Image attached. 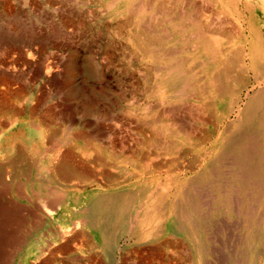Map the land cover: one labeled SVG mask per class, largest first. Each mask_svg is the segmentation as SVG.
<instances>
[{"label": "rangeland", "instance_id": "obj_1", "mask_svg": "<svg viewBox=\"0 0 264 264\" xmlns=\"http://www.w3.org/2000/svg\"><path fill=\"white\" fill-rule=\"evenodd\" d=\"M221 1L209 0V7L229 22V28L235 31L237 24L249 20L264 37V0ZM174 2L0 0V39L7 50L0 56V139L8 132H24L30 138L24 159L6 166L2 177L9 190L2 201L22 211L21 215L25 211L22 223L8 226V232L23 239V244L17 250L10 248L6 264H264V165L259 160L264 151L263 130L238 124L237 111L220 125L219 106L201 112L198 70L189 75L194 79L190 87L195 86L188 90L189 98L176 101L179 105L175 101L165 105L168 98L161 93L160 76L154 67L169 61L136 49L134 36L139 26L149 30L157 20L166 21L159 27L172 43L177 42L167 50H177L189 40L191 33L186 29L174 33L178 31L170 11ZM139 6H144V11L137 13ZM148 35L149 40L154 36ZM183 57L185 53L178 58ZM46 65L54 69L49 76L44 74ZM71 66L74 72L70 75ZM257 90H244L241 108ZM163 106L190 130V138L169 133L170 127L161 116ZM202 115L208 120L205 126L196 122L195 117ZM234 128L235 132L240 129L243 138L226 145ZM154 129L162 142L159 146L152 140ZM87 134L97 135L104 145L99 140L86 146ZM121 142L133 163L113 155V146L119 150ZM32 144L41 147L39 156L30 149ZM1 145L9 159L20 155L19 143L3 141ZM53 145L61 155L70 149L76 163L85 167L78 164L83 170L78 172L91 173L92 182L77 178L65 183L49 172L50 158L44 151ZM82 153L87 154V160L82 161ZM112 174L119 179L117 186L109 187L104 175ZM114 195H120L128 206L130 223L136 217L140 221L134 232L122 235L107 255L101 232L86 226L75 229L74 221H63L61 209L68 206L77 212L76 222L90 224V210L97 196ZM59 196L63 207L53 209L49 202ZM63 230L68 231L66 235L61 234ZM77 231L86 237L74 239Z\"/></svg>", "mask_w": 264, "mask_h": 264}, {"label": "bare ground", "instance_id": "obj_2", "mask_svg": "<svg viewBox=\"0 0 264 264\" xmlns=\"http://www.w3.org/2000/svg\"><path fill=\"white\" fill-rule=\"evenodd\" d=\"M148 1H150V0H148ZM217 1L220 4L222 3L221 0H217ZM154 2H155V0H154ZM161 2H163V1H161ZM143 3H145V2H143ZM112 4H114V2ZM157 4H156V6H157ZM126 6H125L124 10L126 9ZM118 7L119 6H117L116 8H118ZM143 7L144 6H139L138 7V10H137V13L138 12L140 13V12L144 11L143 10ZM165 7H163V8H165ZM171 7H172L171 10L170 9L169 10L170 11H173L174 16H172V17H174V21H177V28H178V31L176 32V30H175L174 33L175 34L176 33L181 34V32L183 31V29H186V30H188L191 33V35L188 37L189 40L188 41H185V42L183 41L181 43L182 45L180 47L178 46L179 49L174 50V47H173V50L174 51L167 50L166 47H172L173 45L177 44V42L175 41L176 43H174V42L172 43L168 39L169 37L166 34L167 32L165 33V31L162 30L159 27L160 25H165V22H166V21L164 22L161 19H160L161 22L159 20H157V19H156L157 21H155L154 24L151 22L153 24V26L149 30H147V28H145L146 27L145 25H144L145 27L144 26H141V27L139 26L138 31H137L136 35L134 36V42L136 43V46H137L136 49H138L141 53L146 54V53H148L147 51H149L151 53V56L153 58L155 56V58L157 60H161V61L168 60L169 61V64H165L164 63L165 65H162L159 68L158 67H154V68H156V72H157L156 75L157 76H160L161 93L164 94L168 98L167 101H166L167 103H165V105L166 104L168 105L170 103V101H175V102L176 101H184L187 98H189L188 96H190V95L188 93V90L191 89L192 87H195V86L190 87V85H192L191 81L193 82L194 79L191 80V77L189 75H191L192 72H194V70L195 71L198 70V74L200 75V81L202 82V87L199 88L200 90L198 91L199 92V96L201 98L200 100L202 101V105H200L201 112H204V110H207L209 108H215L216 106H219V108H220L219 109V112L221 114H220V118H219L220 121H219V124L218 125H220L223 121H225V119L230 118V116L234 112L237 111L238 112L237 113L238 124H240L241 126L244 125V127H246V129L247 128H250V127H253V126H256V127L260 128V129H262L263 130L262 133L264 134V37H262L261 32L254 30L253 29V24L249 20H247L245 22L242 21L241 22L242 24H237L236 25V30L233 31L231 28L228 27L229 26V24H228L229 22L227 23L226 21L220 19L219 18L220 15L218 16V14L215 13L214 10L209 7V0H175L174 5L171 6ZM130 8L131 7H129V9ZM159 9L161 10V7H159ZM162 12L159 11V13L163 15L164 13H162ZM167 14L170 15L169 13H167ZM173 14H171V15H173ZM220 17H222V16H220ZM165 18H166V16H165ZM171 20H172V18H171ZM124 22H126V21H124ZM148 22H150V21H148ZM166 24H168V22ZM118 25H121V24L119 23ZM174 25H176V24H174ZM155 32L156 33H159V34L155 35ZM185 32L187 33V31H185ZM150 33L151 34H154V36L151 37L152 39L149 40V35L148 34H150ZM171 34H172V32H171ZM184 34H183V36H184ZM1 35H2V33H1ZM169 36H170V34H169ZM179 38L181 39V37H179ZM1 41H3V40L0 39V56H4V55L7 54V50H6V48H4V44ZM150 46H151V48H150ZM183 53L186 54V57L185 58L183 57L184 59L183 58L182 59L178 58L179 55L180 54H183ZM26 56H27V58H30L31 54L29 53V51L26 53ZM174 56H175V58H173ZM161 63L163 64V62H161ZM7 67L8 66H6V68ZM9 69H10V67H9ZM53 72H54V69H52V67L50 65H46L45 66V68H44V74L46 76L51 75ZM73 72H74L73 71V67L71 66L70 69H69L70 75L73 74ZM248 87H252L254 90H255V88H258V90L256 91V93H254L253 96H251V97H249L247 99V101L243 105V108H241L240 107V104H241V101H242V94H243L244 90L246 91L248 89ZM155 95L157 96V93ZM190 101H192V100H190ZM196 102H198V101H196ZM176 103L178 104V102H176ZM196 111H197V109H196ZM191 112H193V111H191ZM158 114H160V113H157V115ZM161 116H163V119L167 123L168 127H170L168 129L170 132L168 130L167 131L170 134H172V136H173V134L176 135V136H179V134H183L184 135V138L187 137V139L190 138V136H192V133L190 132V130L186 129L182 124L178 123L173 118V116L171 115V113L168 110L167 106H163V111H162V115ZM214 117H216V116H214ZM159 118H160V116H159ZM181 118H182V116H181ZM195 118H196V122L198 124L202 125V126H205L207 124V122H208L207 118L203 117V115L202 116H197ZM212 118H213V116H212ZM156 119H157V117H156ZM160 120H162V119L160 118ZM184 123H186V122H184ZM193 124H194V122H193ZM231 126H232V124H231ZM241 126L239 127L240 129H242ZM216 127H218V126H216ZM164 128H166V127H164ZM239 128H238V132H235V131H237V129H235V128L231 131L232 135L231 136L230 135L228 136L229 137V140L227 141L226 145H228V144L229 145L230 144H234V143H236L240 139V137L243 138V135L244 134L241 135V136L239 135V133H240L239 132L240 131ZM252 129L253 128H251V130ZM221 130H223V129H221ZM155 131L156 130L154 129L153 135H152L153 138H152V136H151V138L159 146V145H161L162 142L160 143V138H159L160 136H159L158 132H155ZM246 131H245V133H246ZM164 132L166 133V131H164ZM23 133H19V134L13 135L12 133L8 132V133H5L2 136V138L0 139V264H6L8 254H10V252H9L10 251V248L13 249V250H17V248H19L17 246L18 245L21 246L20 244H23V239L19 238V236H17L14 232H13L14 234L12 232H10V231L8 232L7 229H8V226L10 227V225H12L11 224L12 222H16L17 221V222H19L18 224L22 223V217L21 216L23 215V213L25 211L21 215L20 214L22 212L21 210H20L21 212L19 213V209L15 208V206L12 207V204L10 205L9 202L7 204V203L3 202L2 199H1L2 196L8 194V191H9L8 188L5 186L6 184L4 185V183L2 182V179H3L2 177L4 175L3 173L5 171V167L6 166L8 167V165H11V164H14V163L17 164V163L21 162V160L24 159L23 156H25V155H23V154H25L24 153V148H26V145H29L30 144V138L27 137L25 135V133L24 134ZM151 134H152V132H151ZM248 134H250V133H248ZM197 135H199V134H197ZM96 137H97V135H95V134H87V135H85L84 136V138H85V140H84L85 141L84 142L85 145L86 146H89L90 144L92 145V143L98 142L99 140L102 143V140L101 139H98ZM168 137H170V136H168ZM50 138H52V137H50ZM202 138H203V136H202ZM218 138H219V136H218ZM259 138H258V140H259ZM247 140L250 141L252 139H248L247 138ZM3 141H6V143L8 141V143H11V144H14V145H15V143H19V145L21 146V149L19 150V154L20 155L18 157L14 158L13 160L12 159H9V154H8L7 150L5 149V147H2V145H1L3 143ZM188 141H187V143H188ZM206 142H208V141H206ZM190 143H192V142H190ZM222 143H223V141H222ZM120 144L121 145L119 146L120 147L119 150L118 149L116 150V148L113 146V148L115 150V151L112 150L113 155L123 156L124 158H126V160L131 161L129 159L132 157V155H127V157H126L125 153H127L129 151H126L125 150V148L122 145V142ZM244 144H246V143L244 142L243 145ZM103 145L104 144L102 143L101 146H103ZM56 147L57 146H55V145L49 146L44 151V154H46V157L48 156L50 158V167L48 166L49 167V172L55 173L56 176L58 177V179L61 180V181H63V182H65V183L66 182H71L73 179H77V178L78 179H84V180L86 179V180H88L87 182H89V180H90L92 182V180L90 178H94V177H92V174L91 173L88 174L86 171H84L86 174H82L80 171L78 172V169L79 168H80L79 170L83 171L82 168L79 167L82 163L81 164L80 163H76V160H75L76 159V156L73 154V152L70 149H67L61 155L60 154V150H58ZM105 147H107V146H105ZM40 148L41 147H39L38 144H34V145L32 144V146L30 147V149L32 150L33 154L34 155H38V156H39V154H41L40 153V151H41ZM238 148H240V147H237V149ZM223 149H225V146H224ZM244 150H246V149H244ZM251 150H253V149H251ZM108 151H110V150H108ZM175 152H176V156H177V154H178L177 150H175ZM255 152H257V151H255V149H254V153ZM153 153H155V152H153ZM223 153H224V151H223ZM243 153H245V152H243ZM228 154H229V152H228ZM259 154H260V152H259ZM86 155L87 154L82 153V157L84 159V160L82 159V161L87 160V156ZM240 155H241V153H240ZM178 156H179V154H178ZM221 156H223V155H221ZM254 157H255L254 154H252V157L251 158H254ZM248 158H250V157H248ZM259 160L263 164H261V162H259V163L261 165H264V151H263V156ZM79 161H81V160H79ZM131 162L133 163V161H131ZM250 162H251V159H250ZM255 163H257V162H255ZM78 164H80V165H78ZM146 165H147V163L144 166H146ZM81 166L84 167L83 165H81ZM239 166H241V165L239 164ZM245 166H246V164H245ZM251 166H252V164H251ZM243 167H244V165H243ZM147 168H145V169L147 170ZM247 169L250 170L251 168L248 167ZM256 170L259 171L258 169H256ZM262 170H264V169H262ZM132 172L133 171H131V173ZM263 173H264V171H263ZM116 175H113V174L112 175H104L105 180L108 183L109 187L110 186H117V183H118L117 181H118L119 177H118V175L117 176ZM258 175H260V172H259ZM261 177H263V176H261ZM16 180H18V179H16ZM139 182H141V181H139ZM18 185H19V183H18ZM69 187H71V186H69ZM16 191L19 192L18 189ZM145 192H146V190H145ZM118 193H119V191H118ZM15 194H16V192H15ZM21 195H22V193H21ZM43 202H45V201H43ZM63 202L64 201H62L61 197L59 196V197L53 198V200L51 202H49V204H50V207H53V209H54V208H58V206H62L63 205ZM72 202L74 203V201H72ZM35 206H36V204H35ZM61 210H63L62 211V217H61V218H63V221L66 222V223L67 222H70V221H74L73 222V226H74L75 229L76 228H78V229L81 228L82 229V227H85L86 226V228H88V227L91 228V229L92 228H96V230H98L99 232H101V236L103 237V240H104V244L103 245H104V250L105 251L104 250L103 251L107 255L110 254V252L112 253L114 244H116V242L118 241V239L122 235H124L125 233H131V232L133 233L134 232V228L139 225V221H140L136 217L134 220H132L133 223H130V221H131L130 219H132V217L130 218V215L128 214V206L125 204V202H123V199H122V197L120 195H114L111 198L101 197V196L98 197L97 196L96 203L94 204V208L92 210H90L91 217H92L91 218L92 221H91L90 224H86L85 221L83 223H82V221H81V223L80 222H76L74 220V216H75V214L77 212L70 211V209H69L68 206H64V209H61ZM87 210H85V211L87 212ZM36 213H38V211ZM155 215H156V213H155ZM152 220L154 221V219H152ZM155 220H156V218H155ZM24 221H26V220H24ZM128 225H130L129 226V229L127 228ZM13 228H15V227H13ZM67 232H68L67 230L66 231L63 230L61 234L66 235ZM140 235L143 236V234H140ZM85 237H86V234L83 231H79V232L77 231L74 234V239L75 238H82L83 239ZM79 241H81V239Z\"/></svg>", "mask_w": 264, "mask_h": 264}]
</instances>
